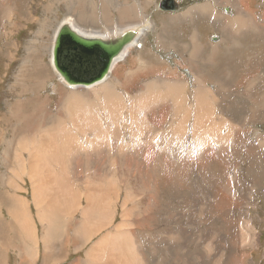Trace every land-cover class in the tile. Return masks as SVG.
Masks as SVG:
<instances>
[{
  "label": "rangeland",
  "instance_id": "obj_1",
  "mask_svg": "<svg viewBox=\"0 0 264 264\" xmlns=\"http://www.w3.org/2000/svg\"><path fill=\"white\" fill-rule=\"evenodd\" d=\"M161 1L0 0V237L8 240L6 264H19L17 251H20L16 247L19 237L5 230L4 222L24 217L21 214L23 206L39 240L41 260L36 264H55L61 260L60 264H80L79 259L89 253L79 249L88 250L95 244L107 249L109 246L100 240L107 232L115 230L122 215L127 214L123 207L127 193L118 190L121 186L118 171H125L129 179L127 188L131 196L128 203L125 199L126 208L140 204L137 212L134 211L137 215L130 216V226L135 229L133 247L138 248L133 250L139 253L143 264H264V0H247V7H241L240 0H172L178 4L175 10L160 8ZM202 5L230 16H236L237 9L244 8L247 12L243 13L255 23L244 32L223 31V22L215 16L213 20L203 16ZM66 17L73 18L83 28L102 31L144 24L145 32L138 44L108 77V83L117 93V106H120L117 118L107 113L106 103L102 106L103 102L98 99L97 104H92L94 109L87 105L95 118L105 121L100 133L103 141L98 138L96 128L84 135L65 118V124L73 129L62 131L65 124L58 120V116L63 115L59 112L61 106L73 92L89 94L95 89L81 87L76 91L78 89L62 82L53 68L54 36ZM139 28L143 29L140 25ZM200 39L205 45L197 52L195 47ZM200 75H203L204 90L213 95L211 116L227 122L220 128L224 138L222 145L210 137L204 143L200 135L196 137L195 134L193 126L198 112L194 111V97L200 88L196 83ZM177 79L184 83V88L180 89L181 99L177 101L190 107V115L182 116L179 109L185 110V107L177 109L176 101L164 96L175 90L162 89L163 95L155 97L160 92L156 82L172 87V84L178 85ZM149 83L155 88H150ZM93 96L91 93L89 97ZM73 108L80 115L84 113L79 107ZM83 117L88 118V115ZM83 117L80 120L87 121ZM230 124L236 126L233 134ZM153 125L156 129L150 130ZM117 127L120 136L114 138L110 129ZM180 129L184 135H179ZM25 134L30 139H36L34 134L44 137L38 141L48 146L44 152L46 161L41 163L44 169L30 166L38 157L17 151L19 139ZM66 135L77 140L78 148L82 147L72 157L59 152L57 159L61 161L57 163L51 151L57 149V145L59 149L68 146L71 139L59 137ZM65 141L68 142L65 144ZM139 142H146L148 148L135 149ZM93 151L97 152L95 162L99 168L94 166L90 170L103 174L106 179L109 177L108 182L119 192L113 206L115 218L110 222L105 220L101 229L86 231L90 234L85 237H76L81 234L77 231L79 226L82 230L90 226V223L83 224V208L95 191L89 183V169L85 163L86 158H92ZM109 156L112 157L110 162ZM11 166L14 172H8ZM46 168L48 172L44 173V178L63 172L68 176L55 188L65 195L52 193L45 187L44 180L35 179ZM34 170L37 172H31ZM12 176L18 180L14 181ZM40 184L45 187L43 191L48 192L45 195H52L46 202H51L54 208L48 216L55 225L51 235L57 228L60 230L56 231L57 241L53 245L58 247L60 254L54 261H47L43 255L44 221L38 219L35 210L34 217L29 212L31 200L36 201L32 195L33 186ZM9 194L17 198L12 205L7 199ZM65 196L77 199L72 208L78 211H68L72 216H67L68 220L63 217L66 216L65 208L55 203L58 198L65 201ZM18 205L22 208L17 209ZM93 205H100V200H94ZM91 214L90 217H94V212ZM89 221L94 223L90 218ZM8 234L12 238L16 236L15 239ZM125 253L131 252L126 249ZM107 258L101 264H107Z\"/></svg>",
  "mask_w": 264,
  "mask_h": 264
},
{
  "label": "bare ground",
  "instance_id": "obj_2",
  "mask_svg": "<svg viewBox=\"0 0 264 264\" xmlns=\"http://www.w3.org/2000/svg\"><path fill=\"white\" fill-rule=\"evenodd\" d=\"M232 1V0H230ZM229 1V2H230ZM245 1L247 0H240V4H241V7H245L246 4H245ZM249 1V0H248ZM234 2V1H233ZM251 2V1H249ZM252 5V4H251ZM247 7V6H246ZM251 7V6H250ZM238 13L236 16H230V15H227V20L230 22V27H227V29H223V31H240V32H244L245 29H247L250 24L252 23H255L254 20H249V18L243 13L244 11H246V9H240L238 8L237 9ZM247 12V11H246ZM95 18V17H94ZM221 22H223V24H225L224 22V19L223 17H217ZM256 19V18H254ZM128 22L130 19H127ZM65 22V23H64ZM64 24L68 23L72 26V28H74L75 30H77L78 32H80L81 34L85 35V36H90V37H101V38H108V37H111V36H117V35H120L126 31H134V37H133V40L128 43L121 55H119L113 62L112 66H111V70H110V73L109 75L103 80V81H100V82H97V83H94V84H91L89 86H84V85H79V86H76V85H71L69 84L55 69L54 67V64H53V57L51 56V62H52V65H53V68L58 76V78L64 82L67 86H69L70 88L72 89H78V88H87V89H84V90H88V89H91V88H95L93 89L89 94L88 93H78V92H73L71 94V97L68 98V101L66 103H64L61 108H60V111L59 112H62L63 115H61L62 117L59 118L58 116V120L60 121L61 124H65L64 120L65 118H67V121L72 123V127L73 126H77V127H73L74 129H77L78 130H81L82 133L84 135L87 134V131L89 132V130L91 128H96L99 130V133H98V138H100L101 141H103V138L101 136V132H103L101 130V126L104 124V122L102 121L103 119H99L98 117L95 118V116L87 109V105L90 104V108H92V104H95L96 102H98L96 99L100 100L101 102H103V104L101 103V105L103 106L105 103V109L104 110H108L107 113H112V117H116V115L119 113L120 111V106L118 105L117 106V93H114L116 92L114 86L112 84H109L108 82L110 81V79H108V77L110 76L111 72L114 70V67L119 64L132 50V47H134L136 44H138L139 40L141 39V36L143 35V33L145 32V29L143 27L144 24H138V23H135V24H129L127 26H119L120 28H118L117 26V29H115L114 31H111L109 29L106 28V31H102V30H96L95 28H83L81 27L80 25H77L76 22H74V19L73 18H65L64 21L62 22ZM61 23V24H62ZM132 23V22H131ZM114 24V23H113ZM151 24V23H150ZM57 25V24H56ZM109 25V24H107ZM139 25L143 28H139ZM152 25V24H151ZM61 26V25H60ZM59 26V28H60ZM86 27V26H85ZM88 27V26H87ZM59 28L57 29L56 33H55V36H54V39L56 37V34L59 30ZM102 28V27H101ZM103 29V28H102ZM169 31V30H168ZM148 32V31H147ZM180 32V31H179ZM223 33V32H222ZM246 34V33H245ZM168 35V34H167ZM243 35V34H242ZM223 36V35H222ZM239 36V35H238ZM246 36V35H245ZM167 38V37H166ZM224 38V37H223ZM238 38V37H237ZM239 39V38H238ZM163 40V39H162ZM231 40V39H230ZM238 44V43H237ZM201 47V46H200ZM224 48V47H223ZM214 50V49H213ZM196 51H198V48H196ZM215 52V51H214ZM220 53V52H219ZM211 56V55H210ZM215 56V55H214ZM212 57V56H211ZM221 57V56H220ZM218 57V58H220ZM207 59V58H206ZM217 59V58H216ZM215 59V61H216ZM220 60V59H218ZM207 61V60H206ZM246 62V61H245ZM194 64V63H193ZM246 64V63H245ZM192 65V64H191ZM238 65V64H237ZM196 66V65H195ZM220 67V66H219ZM227 67V66H226ZM116 68V67H115ZM223 68V67H222ZM229 68V67H228ZM194 69V68H193ZM201 69V68H200ZM239 69V68H238ZM198 71V70H197ZM195 72V71H193ZM196 73V72H195ZM234 73V72H233ZM256 75V74H255ZM203 75H200V78L197 79V82L200 84V88L199 90H197V93H195V101H196V109L194 110L195 112H198L195 113L196 115V118L194 119V122H195V125L193 126L194 129H195V134H196V137H198L200 135V138L202 139V142H206L205 140L209 139L208 137L212 138L216 143L219 142L220 145H222V142H224V138L223 136L220 134V128L222 125H227V122H225L222 118H219L217 119L216 116H211L213 115L212 114V110H213V106L210 105V101L212 99V94L210 93V91L208 90H204V87L202 86L203 82H204V79L202 77ZM234 78V77H233ZM233 78H231L232 80H234ZM259 81V80H258ZM191 82V81H190ZM209 83V82H208ZM217 83V82H216ZM222 83V82H221ZM157 84V88L160 90V92L158 91L159 95L155 96L157 98H159V96H162L163 95V92H161L162 89H173L175 91H173L172 93L170 92V94H164L165 97H168L169 99L173 100V101H176V104H174V106L179 109L178 107H185V110L184 109H179V110H182V116H184L185 114L187 115L189 113L190 115V112L191 109L190 107H188L187 105H183V102L182 101H177V100H180L181 99V93L180 92V89H182L183 85L181 84H178V85H174L172 84V87H167V86H162L160 85V81L159 82H156ZM163 84V83H162ZM184 84V83H183ZM207 84V83H206ZM212 85V84H211ZM150 88H153V83H149ZM257 86V85H256ZM250 87V86H249ZM155 88V87H154ZM153 88V89H154ZM216 88V87H215ZM222 88V87H221ZM208 89V88H207ZM217 89V88H216ZM211 90V89H209ZM219 90V89H218ZM76 91H79L76 90ZM150 91V90H149ZM178 91V92H176ZM212 91V90H211ZM259 91V90H257ZM147 92V91H146ZM157 92V91H156ZM64 93V92H63ZM93 93V95L95 96V100H93V97H89L90 94ZM150 93V92H149ZM173 93L176 94L173 95ZM213 93V92H212ZM147 94V93H146ZM216 94V93H215ZM144 95V94H143ZM143 95H141L142 97H144ZM223 95V94H222ZM216 96V95H215ZM218 97V96H217ZM146 98V97H145ZM144 98V99H145ZM219 98V97H218ZM62 99H63V96H62ZM143 99V100H144ZM149 99V98H148ZM150 100V99H149ZM158 100V99H157ZM145 101V100H144ZM117 102V103H116ZM149 102V101H148ZM212 102V101H211ZM100 103V102H99ZM147 103V101H146ZM213 103V102H212ZM97 104V103H96ZM141 104V103H140ZM185 104V103H184ZM214 104V103H213ZM73 106L75 107H79L80 109H82V111L84 112L82 115H80L79 111L74 109ZM96 106V105H94ZM100 106V105H99ZM138 106V105H137ZM141 105H139L140 107ZM97 108V106H96ZM95 108V109H96ZM215 108V107H214ZM94 109V107H93ZM101 109V108H100ZM187 109V110H186ZM78 111V113L76 111ZM88 110V111H87ZM91 110V109H90ZM178 110V112H179ZM98 111V110H97ZM101 111V110H100ZM94 112V111H92ZM177 112V113H178ZM223 113V112H222ZM96 114V113H95ZM100 114V113H99ZM49 115V114H48ZM88 115V118L87 117H83V116H87ZM178 115V114H177ZM188 115V116H189ZM81 117L85 118L87 121H81L80 119H82ZM174 117V116H173ZM215 117V118H214ZM43 118V117H42ZM107 118V117H106ZM117 118V117H116ZM187 118V116H186ZM227 118V117H226ZM225 118V119H226ZM83 120V119H82ZM182 122V120H180ZM185 122V120L183 121ZM182 122V123H183ZM186 124V123H185ZM231 125V128H230V133L233 134L234 132V129L236 128L235 125L233 124H230ZM35 126V125H34ZM55 126V125H54ZM158 126V125H157ZM69 126H67L65 124V126H63V128H61V130L63 131H69V130H72L73 128H68ZM81 127V128H80ZM112 127V126H111ZM159 127V126H158ZM50 128V127H49ZM152 128H155L156 129V126L153 125L152 127H150L149 129L151 130ZM160 128V127H159ZM110 129V128H109ZM53 130V129H52ZM53 131H56V130H53ZM110 133L112 134V137L114 138H118L120 136V132H119V129L118 127L117 128H113V129H110ZM105 132V131H104ZM183 132L182 129L179 130V135H184V132L183 134L181 133ZM76 134V133H75ZM28 134H25V136L21 137L19 139V142H18V150L17 151H25L28 155H31V156H36L38 157V160H32L33 163L32 166L33 168L35 169H44V165L41 164L42 162L46 161L44 158H46L47 156L44 155V152L45 150L47 149V147L43 144H39L38 141L40 140H43L44 137H39L37 134H34L33 136L36 137L35 138H29L27 136ZM54 135L56 136V132H54ZM82 135V134H81ZM46 136V135H45ZM60 138L62 139H71L70 143L67 144L68 146L64 147L63 149H59V145H57V149L51 151L52 155L55 156V158L53 159L54 161H56L57 163H60L61 159H57V154L59 152H63L66 157L67 156H74V155H77L76 152L82 147L78 148V142L77 140L74 138L72 139L69 135H66V136H59ZM225 137V136H224ZM181 138V137H180ZM150 140V139H148ZM47 141V140H46ZM97 141L99 142V140L97 139ZM96 141V142H97ZM181 141V139H180ZM54 142V141H53ZM68 142V141H67ZM65 141V144L67 143ZM81 142V141H80ZM94 142V141H93ZM182 142V141H181ZM209 142V141H207ZM64 143V142H63ZM89 143V142H88ZM102 144V142H99ZM104 143V142H103ZM214 143V142H213ZM218 143V145H219ZM64 144V145H65ZM96 145V144H95ZM94 145V146H95ZM104 145V144H102ZM204 145V144H203ZM106 146V145H105ZM141 146H146V148H148V145L147 143H143V142H139L136 144V147L135 149H140ZM108 147V146H107ZM139 147V148H138ZM51 148V147H50ZM53 148L54 145H53ZM61 148V147H60ZM94 148V147H93ZM152 147H150L149 150H152L151 149ZM155 148V147H154ZM16 149V148H15ZM92 150V149H91ZM107 150V148H106ZM105 150V151H106ZM167 150V149H166ZM84 151V150H83ZM118 151H121V149H119ZM117 151V152H118ZM158 151V150H157ZM80 152V150H79ZM88 152V151H87ZM123 152V151H121ZM148 152V150L146 151ZM155 152V150H154ZM161 152V151H160ZM167 152V151H166ZM48 152H46L45 154H47ZM102 153V152H100ZM111 153V152H110ZM83 154V153H82ZM85 154V153H84ZM113 154V153H112ZM111 154V155H112ZM119 155V154H118ZM92 158H86L85 159V163L87 165V169H92L94 168V166H96V168H99V166L96 164L95 162V157H97V152L93 151V154L91 155ZM22 157V156H21ZM40 157H43L42 159ZM77 158V156H76ZM115 158V157H114ZM113 158V159H114ZM79 159V158H78ZM109 161L112 159V157L110 158L109 156ZM25 160V159H24ZM31 161V162H32ZM82 161V160H81ZM23 162V161H22ZM70 162V161H69ZM107 162V163H108ZM116 162V161H115ZM117 163H119V160L117 161ZM82 164V163H81ZM113 164V163H112ZM147 164V163H146ZM61 165V164H60ZM114 166V165H113ZM29 166L27 165L26 168H28ZM88 170V174H87V177H88V180H89V183H92L93 184V188H94V192L89 196L88 198V201L87 203L85 204L86 206H84L83 208V211L85 213V218L83 219L84 222L83 224H88L90 223V226L87 228H85L84 230L80 229V226L78 228V233L81 232V234H76V237H80L83 235V237H85L86 235L90 234V233H86L87 232H90L92 230H98V229H101L104 224H105V220H108L109 219V222H110V219H113L115 217L114 216V212H113V206L115 205L116 203V199L118 197V193L122 190L124 193H127L126 197L124 198V201H123V207L125 208V211L127 212V214H123L122 215V219H121V223L120 224H117L115 230H113L112 232H105V236H104V239L103 240H100L102 242H105V246H109L107 249H102V248H99V246H97L95 244V246H90L88 248V250L86 248H81L79 249L80 251H85V253H89L87 256H85L83 259H79L81 261L82 264H101L102 260L106 259L109 260L107 262V264H143L140 259H139V253H137L136 251H134L133 249H138L136 247H133V245L135 244L134 242V232L133 230H135L134 228H132L130 225V221H132L131 217L130 216H133V215H137V213H134V211L137 212V208L140 204L137 205V203L133 206L135 207H132L131 209L129 208H126L128 205V200H129V197L131 196V192L128 190V183H129V179H127V175H126V172L123 171V172H120L118 171V176H120L121 180H120V189L119 192L117 191V188L115 187V185L111 182H108V179L109 177H107V179L102 175L98 174L95 172V174L90 170L89 172ZM37 172V170H34V171H31V172ZM45 172H48V168H46L44 170V172L38 177L39 181L40 180H44L45 183L47 184L45 187L51 191L52 193L53 192H57V193H61V194H64L63 192H59V191H56L55 188L58 187L59 183L60 182H63V181H60V180H66L68 179V176L63 172L62 174H55L56 176L55 177H45L44 178V173ZM32 173V174H33ZM101 173V172H100ZM105 173V171H104ZM171 173V172H170ZM54 174V173H53ZM35 175V174H33ZM107 176V175H106ZM104 177V178H103ZM65 178V179H64ZM37 180V179H36ZM153 181V180H152ZM88 182V181H87ZM37 184V183H36ZM66 184V183H64ZM41 185V184H40ZM34 186V190H32V195L34 197V199L36 200L35 202H37L39 205H40V214H39V220H42L44 221V227L42 225V227L44 228V234L42 236V243H43V246H44V253L43 255L45 256V259L47 261H54L56 260L58 254H60V251H58V247L55 248L53 245H55L57 239H56V236L58 235V233H56V231H60L57 226L56 229L53 234L54 235H51L52 233V230H53V227L55 226L54 225V221H52V219L48 218L49 214L52 212V210L54 208H52V203L50 202V204H46V202L50 201V196L52 195H45V194H48L45 193L43 191V188L45 187H42V185L40 186ZM157 185V184H156ZM159 187V186H158ZM157 190V188H156ZM51 192H49L50 194H52ZM142 193V192H141ZM60 194V195H61ZM133 194V193H132ZM17 195V194H16ZM56 195V194H55ZM65 195V194H64ZM68 195V194H67ZM135 195V194H134ZM70 196V195H69ZM9 197V196H8ZM18 197V196H17ZM143 197V196H142ZM147 197V196H146ZM23 198V197H22ZM11 199V198H10ZM125 199H127V203L125 202ZM94 200L98 201L100 200V205H93L94 203ZM135 200V199H134ZM133 200V201H134ZM140 200V199H139ZM30 201V200H29ZM27 202V201H26ZM45 202V203H44ZM47 202V203H48ZM72 202V203H71ZM77 202V199L74 198L73 199H69V197L65 196V201L62 200L61 198H58V200L55 202L57 204V207H62V208H65L64 210L66 211L65 212V215L66 216H69L70 214H68V211H71V212H76L78 211L77 209H74L72 208V206ZM133 204V202H132ZM55 205V204H54ZM147 206V205H146ZM131 207V206H130ZM22 206L21 205H18V208L17 209H21ZM16 209V210H17ZM153 209V208H152ZM80 211H82L81 209H79ZM4 211V210H3ZM20 211V210H19ZM82 211V213H83ZM123 211V210H122ZM18 211H16L17 213ZM91 212H94V217L91 216L90 217V214ZM15 213V214H16ZM116 213V212H115ZM22 215H24V217L22 216H19V217H16L15 220H12V221H5L4 224H5V230L9 231V232H13L15 235H17L19 238L17 239V242H19V244H17L16 247H18L19 251H17L18 253V259H20V262L18 261L19 264H36L39 260H41V254H39V247H38V244H39V240H38V236H37V233L36 231L34 230V228L32 227V223H31V219L29 220L26 213L22 210L21 212ZM92 215V214H91ZM2 217V215H1ZM6 218V215L4 213V216ZM72 216L70 215L69 218H71ZM89 218L90 220H94V223L90 222L89 221ZM134 218V217H133ZM4 219V218H3ZM7 220V218H6ZM138 220V219H137ZM3 222V221H2ZM108 222V223H109ZM42 223V222H41ZM133 224V223H132ZM108 228V227H107ZM111 228V227H110ZM70 229V228H69ZM93 231V232H94ZM38 232V231H37ZM62 230H61V234H62ZM77 233V232H76ZM110 233H112V235H110ZM115 233V234H114ZM14 234L12 236H14ZM61 234H60V237H61ZM64 234V233H63ZM62 234V235H63ZM183 234V233H182ZM11 234H8L7 236H9ZM148 235V234H147ZM185 235V234H184ZM90 236V235H89ZM2 237V236H1ZM0 237V238H1ZM10 237V236H9ZM16 237V236H15ZM15 237H10L12 240L15 239ZM64 238V237H63ZM55 239V240H54ZM82 239V238H81ZM85 239V238H84ZM1 240V239H0ZM61 240V239H60ZM63 240V239H62ZM98 241V240H97ZM96 241V242H97ZM7 242L8 240L3 236L2 237V244L3 246H1L0 248V264H6V245H7ZM15 242V241H13ZM60 243V242H59ZM63 243V242H62ZM11 244V243H10ZM15 244V243H14ZM41 245V244H40ZM57 245V244H56ZM101 245V244H100ZM10 246V245H9ZM12 249V248H11ZM64 249V247H62V250ZM127 249V252H131L129 254L125 253V250ZM181 250V249H180ZM119 253H118V252ZM43 252V251H42ZM108 253V254H107ZM118 253V254H116ZM9 252L7 253V256H8ZM116 254V255H115ZM69 255V253H67V256ZM66 259V258H65ZM59 260V259H58ZM57 260V261H58ZM106 260V261H107ZM63 260L61 261H58L57 263L55 264H60V262H62ZM192 264V262L190 263Z\"/></svg>",
  "mask_w": 264,
  "mask_h": 264
},
{
  "label": "water",
  "instance_id": "obj_3",
  "mask_svg": "<svg viewBox=\"0 0 264 264\" xmlns=\"http://www.w3.org/2000/svg\"><path fill=\"white\" fill-rule=\"evenodd\" d=\"M172 3V7H171ZM160 8L177 9L178 4L170 0H162ZM65 23V22H64ZM62 23L54 39L52 57L56 71L71 85H84L103 81L110 73L114 60L121 55L124 47L133 40L134 31L128 30L120 35L108 38L85 36L72 28L68 23ZM72 50L74 56L80 58L96 57L99 65L95 69H72L63 59V53Z\"/></svg>",
  "mask_w": 264,
  "mask_h": 264
},
{
  "label": "crops",
  "instance_id": "obj_4",
  "mask_svg": "<svg viewBox=\"0 0 264 264\" xmlns=\"http://www.w3.org/2000/svg\"><path fill=\"white\" fill-rule=\"evenodd\" d=\"M227 2H228V0H226ZM201 11V13L203 14V16L204 17H206V15L208 16V17H210L211 19L210 20H213V19H215L214 18V16L217 18V17H223V19H224V22H225V24H222V27H223V29H227V27H230V22L227 20V15H225V14H223V13H220L219 11H221V10H219V9H216V8H209V7H205L204 5H202V9L200 10ZM218 19V18H217ZM219 20V19H218ZM219 22H221L220 20H219ZM204 45H205V42L204 41H201V39H200V41L197 43V45H196V47H195V50H196V48H198V51L197 52H199L200 50H201V47L200 46H203L204 47ZM166 82V81H165ZM175 82L177 83V84H181V85H183V88H184V84H183V82L182 81H180V80H175ZM196 83L200 86V84L196 81ZM184 99V98H183ZM9 171H11V172H14V167L13 166H11V170H8V172ZM33 178H35L34 176H32ZM12 179H14V181H17L18 180V177H11ZM35 179H37V178H35ZM37 180H39V179H37ZM15 182H13V184H14ZM13 190L14 191H17L15 188H13ZM32 190H34V186H33V189ZM6 196H7V194H6ZM9 197H7V199L11 202V205H12V203L17 199V198H15V199H13L12 198V196L9 194L8 195ZM11 198V199H10ZM45 203V202H44ZM22 204H24V202L22 201ZM8 205H10L9 203H8ZM11 209V212L12 213H14V208H10ZM23 209H24V212H25V208H24V206H23ZM33 210H35V214H36V216L38 217L39 216V214H40V205L37 203V202H35V203H33L32 202V200H31V202H30V204H29V212H30V214L34 217V214H33ZM60 216H56V218L58 219ZM64 218L66 217L67 218V220H68V217L67 216H63ZM56 218H55V220H56ZM38 219H39V217H38ZM92 242V240H89V242ZM90 242V243H91ZM89 243V244H90ZM99 246V245H98ZM79 263L80 264H82L81 263V261L79 260Z\"/></svg>",
  "mask_w": 264,
  "mask_h": 264
},
{
  "label": "flooded vegetation",
  "instance_id": "obj_5",
  "mask_svg": "<svg viewBox=\"0 0 264 264\" xmlns=\"http://www.w3.org/2000/svg\"><path fill=\"white\" fill-rule=\"evenodd\" d=\"M171 7H172V3H171ZM63 59L65 60V62H67L69 65L72 66V69L76 67H81L83 70L84 69H95L99 65V61L96 57H88V58L77 57L76 58L72 50H70L69 53L64 51Z\"/></svg>",
  "mask_w": 264,
  "mask_h": 264
}]
</instances>
